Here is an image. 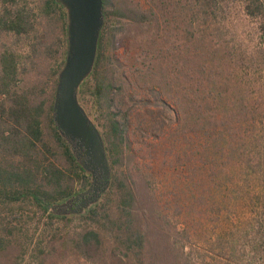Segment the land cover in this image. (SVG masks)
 <instances>
[{"label": "trees", "instance_id": "obj_1", "mask_svg": "<svg viewBox=\"0 0 264 264\" xmlns=\"http://www.w3.org/2000/svg\"><path fill=\"white\" fill-rule=\"evenodd\" d=\"M101 1L104 25L91 74L93 95L107 109L113 107L114 95L124 99L123 75L114 68L120 61L117 49L124 41L119 35L143 51L147 69L142 75L169 79L157 92L164 106L167 102L162 97L177 85L175 78L170 81L164 62L179 69V76L188 82L191 111L180 99L174 114L179 124L188 119L194 124L201 173L196 176L201 197L197 201L209 206L208 211H199L213 231L220 222L223 225L215 238L201 240L197 252L187 249L186 227L178 233L166 226L135 161L138 152L130 140L129 114L120 111L122 102H118L117 111L108 113L103 133L109 189L103 202L81 217L89 226L71 239L73 252L91 264H264V0ZM26 2L1 0L0 8V264H12L6 258L10 238L16 232L26 235L37 211L48 213L50 205L83 190L89 181L53 122L61 63L48 71L47 88L35 93L24 84L40 49L35 43L39 11L55 17L62 47L63 8L56 0H45L35 13ZM234 8L253 22L248 33L250 49L231 27ZM115 19L136 31L130 29L129 34L121 26L116 28ZM2 35L27 41L25 57L11 46H1ZM44 51L48 53L49 48ZM140 115L150 123L155 118L150 111ZM202 185H208L207 190ZM202 192L209 193L204 202ZM64 219L48 213L43 234L49 233L54 220ZM37 246L53 257L64 244L53 238L40 239ZM54 260L44 256L37 264H59Z\"/></svg>", "mask_w": 264, "mask_h": 264}, {"label": "rangeland", "instance_id": "obj_2", "mask_svg": "<svg viewBox=\"0 0 264 264\" xmlns=\"http://www.w3.org/2000/svg\"><path fill=\"white\" fill-rule=\"evenodd\" d=\"M44 2L45 0H27L26 3L29 7L34 9L35 13H38L39 8H43ZM1 6L0 0V8ZM61 7L65 15V35L63 36L65 41L62 47H60L59 41L60 25H58L52 13L46 15L44 10L42 12L39 11L40 14L35 21L36 35L38 37L35 43L40 49L35 54L34 66L29 71L26 77L27 79H25L24 82V84L30 86L35 93H38L43 87L47 88V73L51 68L55 69L56 65L61 63L56 75L58 81V73L64 66L68 48V19L65 8L63 6ZM230 22L232 23L231 27L233 30L239 35V40L243 39L242 44L248 49L252 48L253 43L249 40L248 33L253 28V22L247 19L239 8H234L232 10ZM113 25H115L116 28H120L121 23L115 19ZM121 28H124V30L126 29L129 34H132L130 29L132 32L136 31L128 26H121ZM122 37H120V35L117 36L118 39L121 38L124 41L121 42L120 45L116 44L119 45L117 55L120 57V61L115 67H112L115 68L117 74L121 72L123 75L121 80H123L124 83L121 88L126 91L123 101H121L120 95L116 94L114 95L113 107L107 109L103 101L93 95L94 83L91 79V73L79 87V103L99 130L106 149L107 144L103 133L105 127L108 125V113L117 111L118 102H122L120 111H127L129 114L131 125H129L128 131L131 133L130 140L132 146L135 151L138 152V158H136L135 161L139 164L140 174L148 183L153 197L158 203L159 212L164 217L166 226H171V228L173 230L175 229L177 232L186 227L187 239L184 241L187 245V249L197 252L199 245L202 244L201 240L204 241L212 237L215 238L217 235L215 236L214 233L221 231L223 223L220 222L218 227L213 231L214 228L211 227L212 225L206 220L203 221V211L199 210L206 209L208 211L209 206L205 205V207H203L202 203L197 201V197H199V183L196 181V176L201 173L199 171L200 169L198 170L200 163L197 162L196 159L195 150L197 142L195 141L192 131L194 129V124L191 119H188L186 123L179 124L177 113L174 114V110L178 111L177 109L180 108L177 107V102L180 99L186 111H191V107L189 106V96L191 93L188 94V82L185 83L179 76V69L164 62L165 67L169 69L168 74L170 81L173 80L174 82L175 78L177 82L175 88L174 86H170L171 91L169 95H164L162 97L163 100L167 102V106H164L157 92L165 86V82L169 83V79H164L161 76H153L154 78L149 77V79H147V76L142 75L147 69V62L145 60L144 63V59H142L143 51L141 49H135L133 42ZM26 45L27 41H23L22 39H17L10 35L1 36V46H11L19 52V54L23 53L24 57L27 54L25 51ZM45 48H49L48 53H45ZM174 51L177 52V49ZM172 55L174 54L170 56ZM165 67L163 69H165ZM181 83L183 84L182 86ZM150 88H154V91L150 92ZM144 111L152 112L155 117L153 123H150L149 119H145L144 116L140 115ZM137 115H140L141 118L140 116L137 118ZM160 126L162 128H160ZM135 132L136 135H134ZM106 156L109 164L107 150ZM90 180L89 174L87 186ZM202 180L207 182L205 178ZM203 187L207 190L208 185H204ZM108 189L109 186L96 203L90 205L81 212L76 210V212L71 213L63 209L55 210L54 208H48V213L65 217V219L60 222L54 220L52 226L47 228L49 231V233H47L48 231L45 232L47 234H43V229H45V227H43L42 223L46 222V215L48 213L45 214L37 211L34 218L29 221L27 234L23 235L16 232L13 237L10 238L12 247L9 252H7L6 258L10 260L12 264H37L44 256L51 258V261L55 259L54 262H59V264H91L88 263V261L80 259L78 255H75L71 239L84 227L89 226V223L85 224L81 217L87 216L89 210L103 202ZM78 190L79 189H77L76 192ZM207 195L209 196L208 192H202V196H204L202 199L203 202ZM199 198L201 199V197ZM60 204H63V201L58 203V205ZM112 205L113 204H111V206ZM197 211L199 213L198 217L195 219ZM200 212H202V217L200 216ZM194 220H199L200 224L203 221V225L201 224L199 227ZM37 224H39L38 228L36 227ZM195 231L197 233H195ZM53 238L58 243L62 242L64 246H59L56 253L53 254V257L51 254H48L47 249L40 252L42 247H38L37 242L40 239L46 242ZM26 243L29 244L28 248L25 247ZM21 244H23V247L20 248L19 246ZM51 261H49L48 264H52Z\"/></svg>", "mask_w": 264, "mask_h": 264}, {"label": "water", "instance_id": "obj_3", "mask_svg": "<svg viewBox=\"0 0 264 264\" xmlns=\"http://www.w3.org/2000/svg\"><path fill=\"white\" fill-rule=\"evenodd\" d=\"M56 1L67 13L68 48L64 66L58 73L52 105L53 122L83 169L91 173L93 178H105L99 190L102 193L109 185L104 141L78 100L79 87L92 73L97 57L99 37L104 25L102 1ZM95 200H90L88 205L96 203ZM54 207L59 205L49 206L50 209Z\"/></svg>", "mask_w": 264, "mask_h": 264}, {"label": "flooded vegetation", "instance_id": "obj_4", "mask_svg": "<svg viewBox=\"0 0 264 264\" xmlns=\"http://www.w3.org/2000/svg\"><path fill=\"white\" fill-rule=\"evenodd\" d=\"M77 162L81 165L79 160H77ZM88 174H90V179H91L89 185L84 190L77 193L76 195L71 196L66 200H64L63 204L62 205L60 204L59 207H54L55 210L63 209L71 213L76 212V210H79V212H81L90 206L88 205L90 200L96 199L95 201L96 202L98 201V199L104 193V192L100 193L99 190H101V186L104 183L105 178L103 177L93 178V175L91 173Z\"/></svg>", "mask_w": 264, "mask_h": 264}]
</instances>
